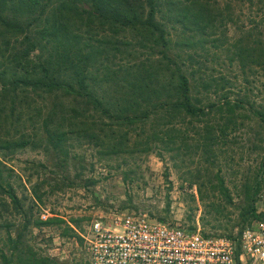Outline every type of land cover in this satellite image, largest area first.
I'll return each instance as SVG.
<instances>
[{
  "label": "trees",
  "instance_id": "1",
  "mask_svg": "<svg viewBox=\"0 0 264 264\" xmlns=\"http://www.w3.org/2000/svg\"><path fill=\"white\" fill-rule=\"evenodd\" d=\"M211 1L0 0V154L40 145L39 137L67 170L74 140L92 143L99 159H120L118 167L155 151L184 164L188 187L196 186L216 227L228 229L231 207L238 232L261 218L263 160L256 172L243 175L240 203L223 171L234 161L230 134L249 117L241 111H251L264 128V106L254 108L246 95L236 100L228 91L218 96L224 77L200 82L217 95L205 100L194 77L197 49L207 42L218 46L219 39L210 37L223 16ZM252 35L248 30L233 44L230 62L264 66V41ZM257 149L262 147L249 152ZM187 158L193 164L197 158L196 165L185 164ZM5 170L13 168L0 158V205L20 211ZM30 224L65 225L63 234L76 235L58 216L24 218L23 229ZM10 226L0 222L9 250L0 247L3 264H60L32 251L21 234L12 238Z\"/></svg>",
  "mask_w": 264,
  "mask_h": 264
},
{
  "label": "rangeland",
  "instance_id": "2",
  "mask_svg": "<svg viewBox=\"0 0 264 264\" xmlns=\"http://www.w3.org/2000/svg\"><path fill=\"white\" fill-rule=\"evenodd\" d=\"M211 3L222 13L223 20L217 23L215 34L210 37L219 39L218 46L207 42L204 48L197 49L194 77L198 80V93L205 100L217 98L204 90L200 82L224 77L227 82L218 96L226 91L236 100L246 95V102L261 108L264 106V66L241 68L236 61L230 62L229 57L233 44L248 30L252 38L264 41V0H212ZM241 112L249 117L230 134L234 140L231 146L234 161L223 171L236 203L242 200L238 189L243 175L256 172L262 160L264 176V128L251 111L244 108ZM35 127L38 124L28 125V130ZM36 141L41 144H29L12 154H0L6 165L13 168L4 174L9 175L22 206L18 211L12 204L0 205V222H9L12 238L21 234L19 240L41 256L60 264H90L85 242L91 236L92 224L97 220L108 224L115 215H144L165 223L192 226L208 234H235L240 228L233 207L228 209L231 212L227 218L228 229L215 226L213 216L206 212V202L198 199L196 186L188 187L185 180L188 170L168 155L162 159L155 151L140 154L135 160L129 159L128 165L118 167L120 159H99L97 147L92 143L74 140L69 146L72 159L64 170L58 165V157L44 150V141L39 137ZM253 145L262 149L249 152ZM188 158L185 164L194 167L197 158L194 164ZM166 166L169 181L163 176ZM131 167L135 170H124ZM257 204L261 208V198ZM50 216L65 220L76 235L63 234L65 225L22 227L24 218L33 222ZM0 247L9 252L4 228L0 231ZM0 264H3L1 258Z\"/></svg>",
  "mask_w": 264,
  "mask_h": 264
},
{
  "label": "built area",
  "instance_id": "3",
  "mask_svg": "<svg viewBox=\"0 0 264 264\" xmlns=\"http://www.w3.org/2000/svg\"><path fill=\"white\" fill-rule=\"evenodd\" d=\"M263 216L233 236L165 223L138 214L95 221L85 250L90 264H264Z\"/></svg>",
  "mask_w": 264,
  "mask_h": 264
}]
</instances>
